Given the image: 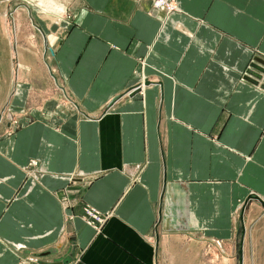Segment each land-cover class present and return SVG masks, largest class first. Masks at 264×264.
<instances>
[{"label": "crops", "instance_id": "obj_1", "mask_svg": "<svg viewBox=\"0 0 264 264\" xmlns=\"http://www.w3.org/2000/svg\"><path fill=\"white\" fill-rule=\"evenodd\" d=\"M57 1L0 0V264H264V0Z\"/></svg>", "mask_w": 264, "mask_h": 264}, {"label": "built area", "instance_id": "obj_2", "mask_svg": "<svg viewBox=\"0 0 264 264\" xmlns=\"http://www.w3.org/2000/svg\"><path fill=\"white\" fill-rule=\"evenodd\" d=\"M153 5L156 12H158L159 14H163L165 16H169L179 11L177 0H153ZM30 166L35 167L37 166V163L32 162ZM108 217H109L108 215L106 216L101 215L93 208L86 207L84 209V216H83L84 222L88 226L94 228L97 231L101 230L102 226L105 224Z\"/></svg>", "mask_w": 264, "mask_h": 264}, {"label": "bare ground", "instance_id": "obj_3", "mask_svg": "<svg viewBox=\"0 0 264 264\" xmlns=\"http://www.w3.org/2000/svg\"><path fill=\"white\" fill-rule=\"evenodd\" d=\"M35 1V0H31ZM39 3L40 6L44 9V11H50L56 14H62L65 12L64 5L60 4L57 0H36ZM61 2V1H60Z\"/></svg>", "mask_w": 264, "mask_h": 264}, {"label": "water", "instance_id": "obj_4", "mask_svg": "<svg viewBox=\"0 0 264 264\" xmlns=\"http://www.w3.org/2000/svg\"><path fill=\"white\" fill-rule=\"evenodd\" d=\"M249 74L258 81H263L264 85V62L261 60H256V65L252 66V69L249 71Z\"/></svg>", "mask_w": 264, "mask_h": 264}, {"label": "rangeland", "instance_id": "obj_5", "mask_svg": "<svg viewBox=\"0 0 264 264\" xmlns=\"http://www.w3.org/2000/svg\"><path fill=\"white\" fill-rule=\"evenodd\" d=\"M30 1H31V0H30ZM32 2H33L34 4H37V6H39V7L42 8V6L39 5L40 2H38V1H36V0H35V1H32ZM42 9H43V8H42ZM45 12H46V11H45ZM57 15H58V14H57Z\"/></svg>", "mask_w": 264, "mask_h": 264}]
</instances>
